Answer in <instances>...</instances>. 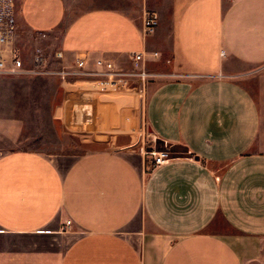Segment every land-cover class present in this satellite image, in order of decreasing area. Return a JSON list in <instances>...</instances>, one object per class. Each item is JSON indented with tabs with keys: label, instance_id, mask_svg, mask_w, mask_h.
<instances>
[{
	"label": "crops",
	"instance_id": "obj_1",
	"mask_svg": "<svg viewBox=\"0 0 264 264\" xmlns=\"http://www.w3.org/2000/svg\"><path fill=\"white\" fill-rule=\"evenodd\" d=\"M14 17L15 35L43 31L65 63L86 53L128 70L143 51L158 81L141 115L167 159L126 137L0 150V264H258L264 0H14Z\"/></svg>",
	"mask_w": 264,
	"mask_h": 264
},
{
	"label": "built area",
	"instance_id": "obj_2",
	"mask_svg": "<svg viewBox=\"0 0 264 264\" xmlns=\"http://www.w3.org/2000/svg\"><path fill=\"white\" fill-rule=\"evenodd\" d=\"M157 25V15L145 11L141 19V33L148 35ZM43 38V31H36ZM15 37L14 0H0V78L18 75H47L55 78L52 86L45 87L43 98L51 101L56 89L60 91V119L65 131L75 133L99 143H110L118 137L134 140L141 146L147 142L146 125L140 116L129 108L111 107V97L126 93L131 81L140 86L139 95L143 97L144 78L152 74L144 69L145 53L135 51L127 54L130 69L116 66L114 61L102 56L90 58L87 65L86 53L73 57L71 69L46 70V56L41 47H34L30 66L25 67L11 43ZM222 54V51L220 52ZM151 57H157L151 52ZM60 58V52H54ZM153 165L162 164L167 159L165 151L148 150ZM68 223V222H66Z\"/></svg>",
	"mask_w": 264,
	"mask_h": 264
},
{
	"label": "rangeland",
	"instance_id": "obj_3",
	"mask_svg": "<svg viewBox=\"0 0 264 264\" xmlns=\"http://www.w3.org/2000/svg\"><path fill=\"white\" fill-rule=\"evenodd\" d=\"M16 33V32H15ZM37 33L27 37L15 35L11 46L16 49L19 57L28 66L34 47L43 49L46 56V70L71 69V63L54 59L51 48H46ZM129 68V67H127ZM153 76L144 78V94L139 95L140 86L129 82L126 93L111 97L112 107L129 108L137 117L142 113L146 94V84ZM151 79V80H150ZM55 78L47 75H18L0 78V150L27 149L37 150L46 154L79 151L83 141L88 138L77 134L66 133L59 126L58 113L60 106V91L56 89L54 98L47 101L43 98V89L54 84ZM145 147L156 151L166 150V145L158 140L147 138ZM176 150V148H171ZM258 264H264V244Z\"/></svg>",
	"mask_w": 264,
	"mask_h": 264
}]
</instances>
